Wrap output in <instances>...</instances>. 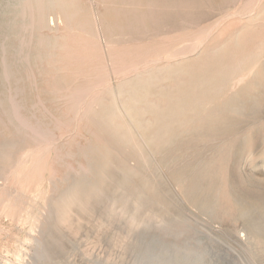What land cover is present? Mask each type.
Returning <instances> with one entry per match:
<instances>
[{
	"label": "rangeland",
	"instance_id": "1",
	"mask_svg": "<svg viewBox=\"0 0 264 264\" xmlns=\"http://www.w3.org/2000/svg\"><path fill=\"white\" fill-rule=\"evenodd\" d=\"M59 2L21 35L23 112L51 136L0 151V264H136L143 234L200 240L208 264H264V0ZM95 146L129 183L61 217L62 179Z\"/></svg>",
	"mask_w": 264,
	"mask_h": 264
},
{
	"label": "bare ground",
	"instance_id": "2",
	"mask_svg": "<svg viewBox=\"0 0 264 264\" xmlns=\"http://www.w3.org/2000/svg\"><path fill=\"white\" fill-rule=\"evenodd\" d=\"M59 1L62 0H11L8 2V4H6V6H4V9H6V13L12 9V6L15 3H17L18 5V3L20 2L19 10H17L18 12L16 14V17H14L12 24L11 19H9L7 22L2 21L0 23V34H2L0 45L2 50H4V52L6 51L5 55L2 57L0 86L6 83L10 85V87L8 88L4 87L3 89H0V136L2 135L3 137L0 143L1 154L10 153V151L16 150L20 144H28V142L30 144L38 141H46L51 136H49V133L51 132L50 126L43 123V120L41 118H36V116L27 117L25 115L26 113L24 114V108L21 105V102L24 101V93L19 88V84L22 81V77L17 71H19L21 65L19 61L21 60L20 62H22L23 60H27V48L29 49V47L31 48L32 46H34L33 44L30 46L31 41L21 35L25 33L29 35V32L33 31L35 27H38L39 29L40 26H43L45 10L50 11V9L55 7L57 4L58 6H62L63 4ZM18 34H20L19 40L17 41V43H13L17 49H15V51H13V54L9 56L8 44L10 41H14ZM41 44L42 41H40V45ZM40 45L38 46L40 47ZM90 92L93 93V91ZM232 111H235V107H233ZM53 113L55 114V111ZM76 150L74 151V153L77 152ZM100 152L101 151L98 146H95L92 149L89 147H83L79 150V155L84 158L87 166L85 164L84 165L86 167L83 165L77 166L76 164L75 167L77 166V168H72L71 172L63 177L62 181L66 182L67 186L63 190L60 198L54 203V207L57 210L61 209V217H64L65 212L70 207L74 205H79L81 203H86V199H92L93 197L98 196L104 190V185L108 184L107 181L117 183L120 188H125V186L128 185L129 176L132 171L126 172L122 167H116V170H122V172H120L122 174H120V177L118 176V174H109V171H107L106 173L105 169H107L109 165L108 163H106L107 161L105 160L104 168L100 166L99 156L102 155V153ZM101 158L104 159L103 157ZM58 159L62 160V157ZM112 165L113 164H111V166ZM93 168H95L96 173L93 181H90L88 180V176L93 172ZM198 185L199 183L190 184L186 189L187 194H191L194 196V194L196 193V186ZM147 200L148 199L144 197L140 200L141 207L144 206L147 202H149ZM27 227L29 228V226ZM181 234H183V230L179 231L176 229H171L169 230L168 234H166V236H173L175 239L178 238L179 240V235ZM200 243V240H195L194 238L187 237V239L184 240L182 244H176L174 242H167L164 237H148L147 235L143 234L140 237V245L137 251L138 253L136 264H208L207 258L209 256V250L207 247L201 246ZM53 244H55V241H53L52 245ZM44 257L48 259L50 257V253L48 251H45Z\"/></svg>",
	"mask_w": 264,
	"mask_h": 264
}]
</instances>
